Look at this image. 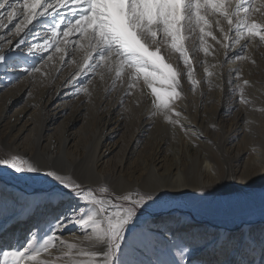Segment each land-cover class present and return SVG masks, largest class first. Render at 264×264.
<instances>
[{
  "label": "bare ground",
  "instance_id": "1",
  "mask_svg": "<svg viewBox=\"0 0 264 264\" xmlns=\"http://www.w3.org/2000/svg\"><path fill=\"white\" fill-rule=\"evenodd\" d=\"M19 2L17 0H9L10 4ZM71 7L72 5H68L58 9L57 11L61 15L56 16L55 19L53 16L46 15L40 19V22L34 21L33 25H29L32 31L28 35L25 36L23 33L21 36L14 35L9 39L11 44L5 43L3 47L0 46V50L5 52L9 48L12 49L8 69L13 67L11 65L16 66L17 75H14V72L12 73L9 70L5 74L6 79L11 80L14 77H18L19 74L25 72V69H29L32 64H36L52 49L49 48L38 53L33 49L34 55L28 52L29 45L43 44L44 39L50 37L51 28L55 23H59L61 18H63V24L57 31H63L64 24H67L69 19H74L71 16ZM8 9L7 6L0 9V44L4 39L8 38L7 27L22 17L20 10L17 8L13 11H17L19 14L12 18L7 16L8 21L4 22ZM37 10L40 11L41 9ZM49 11L52 10L50 9ZM207 18L211 26L212 35L204 37L206 46L231 45L229 47L230 50L223 54L221 58L223 66L220 65L218 69V80L214 82L215 85L213 87L215 92V100L213 102L218 106L221 101L223 103L221 111H225L227 116L234 117L235 123L229 130L225 128L228 120L219 114L218 109H215L217 118L212 115L211 119L214 122L210 123V125L214 124L212 130L214 129L215 132L212 133L211 137L204 139L202 137L204 133L201 132L200 127L202 124L207 123V112L200 113L196 106V110L192 114L186 101L182 98L179 103H171L174 111L170 115L172 119L179 120V123L173 125L180 129V132L184 135L183 140H177L174 146H169L166 141L152 142L146 149L144 156L139 159L138 164L131 165V158L134 157L136 146H133L132 143L120 146L116 141V143L114 142L116 133L122 130L125 124L124 119L116 112L119 102H114L110 99L109 95L112 93L110 86L112 87L113 75L107 74L110 85L109 88L102 92L103 98L98 104L101 108L99 110L100 117L96 118L97 123L92 128V131L96 134L95 146L93 145L92 148L90 146V148H87L82 144L80 146L73 133V129L81 122L80 110L71 111L67 115L69 104L67 102L62 106L57 104L67 98L68 91L75 89L81 83L78 81V76L72 79L74 74L78 72V70L74 69L73 73L70 72L63 77L61 76L57 81L54 80L42 92V96L34 105L10 115L11 110L20 102L19 95H17L10 98V102L5 104L2 109L0 108V155L7 152L19 153L39 165L41 172L32 173L35 185H42L50 180V177L44 174L50 167L57 169L63 175L71 177L81 185L85 184L86 186L88 184L89 186L97 185L100 187L108 185L116 187L119 191L124 188H141L150 191L153 196L168 195L170 197L185 196L191 198L197 193L196 191L200 187L199 184L208 183L216 186L224 174H227L235 181L239 180L240 176L238 174L241 171L244 154L243 152H236L237 148L243 143L240 140V136L243 135L240 132L237 134L243 120L242 115L236 112L239 110L235 99L238 88V72L237 67L234 68L232 65L231 67H225L224 65L234 57V53L239 51L236 46H241L246 42L241 40L239 44L233 43L231 38L234 37L235 33L229 31L227 32L231 35L229 36L230 39L221 42L220 29L215 24V20L218 17L209 16ZM222 21L224 22L221 18V27H224ZM195 34L189 42L184 40V46L196 44L201 36L198 28ZM78 36L79 34H76L70 36L69 39L75 41ZM213 36L216 39H213ZM21 39L25 43L21 44L20 48L17 49L15 45ZM57 39H63V37L58 35ZM68 46L73 45L69 44ZM161 52L163 51L161 50ZM262 59L264 61V56ZM258 70L263 72L264 67L258 66ZM2 71H4V68L0 67V73ZM251 79L258 81L259 85H262L258 88L260 90L257 94L260 97L263 96L262 99H264V80L260 78L259 80ZM102 89L103 87H101ZM204 92L201 90L200 93L203 94ZM97 95L100 96L99 94ZM231 98L233 100L232 103L230 102L231 104L227 105L228 100ZM175 112H179L181 114L180 117H176ZM148 114L149 111L140 120L143 129H146L148 124L152 123ZM258 115L264 117V111L258 113ZM168 123L172 124L169 121ZM83 130H85V127L80 131V136ZM138 130H140V126L139 129L137 127ZM215 144V150L220 152L216 153V156L210 155L201 147L202 145L213 147ZM115 152L120 156L114 162L109 159ZM252 164L257 172H259L258 169L264 170V154L257 150L253 156ZM213 172L216 175H213ZM7 173L9 172L6 168H0V251H23L22 246H26L30 233H37L39 237L44 234L56 237L54 240L55 247H50L47 253H41L39 257L48 264H54L55 261L65 259V257L69 260L78 258L83 263V259L91 256L81 255L82 250L86 253L99 251V248L94 246L97 243L95 240L85 239V232L81 231L80 225L63 219L69 213V208H77L83 211L85 208L84 202H75L73 201V196L57 192L46 195L44 199L42 196L36 195L35 190L32 188L24 189L17 183L10 185L12 181L8 178ZM152 215L153 213L148 211L144 221H141L145 225L146 232L153 234L157 238L162 237L158 242L159 244L166 245L162 241L166 239L168 243L175 245V236L173 237L169 231V228H171L175 231V234L177 233L178 246L180 242L183 245H188L186 256L194 259V262H199L200 264H249L247 263V258L251 256L253 257L252 264H264V221L260 222L259 226L256 221L248 223L242 237L236 236L229 239L223 232H218L217 234L211 232L207 238L198 237L194 240L185 238L184 234H178L179 231H184L185 228V223L182 219L176 217L170 221L165 219L162 222H158ZM58 220L61 221L62 227L53 230L52 226ZM258 228L261 229L262 233L261 236L257 237L255 231ZM88 234H91V229H88ZM68 244H75L76 247L69 249L67 247ZM141 249L139 248V250ZM0 257L3 259L2 255ZM98 259L101 260L100 257ZM146 259H153V257L147 255ZM30 263V261L25 262V264ZM143 264H146V261Z\"/></svg>",
  "mask_w": 264,
  "mask_h": 264
},
{
  "label": "rangeland",
  "instance_id": "2",
  "mask_svg": "<svg viewBox=\"0 0 264 264\" xmlns=\"http://www.w3.org/2000/svg\"><path fill=\"white\" fill-rule=\"evenodd\" d=\"M15 4L16 9L18 8L20 10L22 17L18 18L14 24L7 27L8 38L4 39L0 44L2 47L12 38V36L15 35V24L19 23L20 20L24 18L23 9L21 7L23 0H20L19 3ZM13 10L15 9L7 10L4 22L6 20L8 21V12ZM258 22H264V18L260 17ZM222 23L224 31L227 32L229 27L227 22L222 21ZM194 34L195 32L193 33L186 30L183 35L186 37L185 40L189 42L196 35ZM219 35L221 42H224V34L220 31ZM228 35L231 36L230 33H228ZM158 39L160 40V48L163 51L162 54L165 57L166 62L171 64L176 70L180 81L178 91L181 93L182 97L180 95L172 102L179 103L183 98L192 114L194 113V110H196V106L200 113L207 112V123L202 124L200 127L201 132L204 133V136H202L204 139H206V137H211L212 133L215 132L214 129L212 130L214 124L210 125V123L214 122V120L211 119V116L214 115L217 118L215 109H218L219 114L228 120L225 128L229 130L230 127H233V124L235 123L234 117L227 116L225 111H221L223 103L220 101V104L218 103L219 105L216 106L213 102L215 100L213 87L215 85L214 82L218 80V69L220 68V65H222L221 58L223 54L230 49H226L224 46H206L205 43L202 46L200 39L195 45L193 44V46H185L188 51L193 74L192 79L190 80L187 76L188 66L185 65L183 60L179 57V53L171 49L169 42H166L163 38V34L159 36ZM245 42L248 46L242 54L250 59L237 60L233 57L226 62V65H224L225 67H231V65L234 68L237 67L236 69L238 72V88L236 90L237 95L235 99L240 111L238 110L236 112H239L240 115H242L243 120L237 134L240 132L243 135L240 136V140L243 141V143L237 148L236 152H243L244 154L241 171L238 174L241 179L239 178V180L235 181L227 174H224L216 186L208 183L204 185L199 184L201 188L199 187L195 196L191 198L185 196L170 197L168 195L154 196L158 198L154 201L148 202L147 205L140 210L133 223L129 226V230L126 233V241L117 253L118 259L116 264H143L144 261H146V264H177V248L185 247L188 251V245H183V243L180 242L178 246L177 233L175 234V231L171 228H169V231L173 237L175 236V245H171L166 239L162 240L166 245L161 243L160 245L158 242L162 237L157 238L153 234L147 233L145 225L142 224V222L144 221V217L147 216L148 211L153 213V218L158 222H162L165 219L170 221L176 217L182 219L185 223V228L184 231H179L178 234H184L185 238L194 240L198 237L207 238L211 232L216 234L218 232H223L229 239L236 236L242 237L245 231L244 229L248 223L256 221L259 226L260 222L264 221V170L258 169L259 173L252 166V159L256 151L258 150L264 154V117L258 115V113L264 111V99H262L263 96L260 97V95L257 94L260 90L258 88L262 85H259L258 81H253L251 79L255 78L259 80L260 78L261 80H264V71L259 72L258 70V66L264 67V61H262L264 56V42L259 41L258 37L251 42ZM203 48H207V54H205ZM236 48L240 50L241 46H236ZM72 49L73 46H67L68 54L65 56V60H67L68 63H61L60 54L55 53V48L53 47L35 64L37 67L41 68L40 72L31 74L24 72L19 74L18 77L12 78V81L6 79L5 74L10 70L12 73L14 72V75H17L15 71L16 66L11 67L7 72H4L5 70L2 71L0 73V108L2 109L5 104L10 102V98L19 95L20 102L11 110L12 112L10 115L18 110H24L25 108L34 105L42 96V92L47 89L54 80L57 81L61 76L63 77L72 71L74 72V69L79 71L82 52L78 48L76 51H73ZM54 53L55 55H53ZM50 55H53V59L47 61V57ZM73 60L75 63L71 62ZM45 61L47 62L45 63ZM252 61H255V63ZM205 69H207V71ZM99 71H103V69ZM107 74H111V76L113 75V80L115 71L111 73L107 71L104 72V81H102L100 76L96 73L91 71L83 72L78 76V81L81 82V85L79 84L80 87L78 86L75 89L68 91L67 98L61 100L60 103H57L60 104V106L64 105V103L66 104V102L69 104L67 115H69L71 111H77V109L80 110L81 122L73 129V133L80 146L82 144L87 148H92L96 142V134L92 131V128L96 125L98 117H100L99 110L101 108L98 104L103 98L102 92L109 88L110 85V80L108 79L109 76ZM193 80L195 81V84L193 83ZM245 80L249 82L247 85L244 84ZM105 81L109 84L107 85V82ZM130 83L133 84L131 88H129ZM111 85H113V81ZM101 87H103L102 90ZM110 88H112V93L109 95L110 99L114 102H119L116 112L124 119L125 124H123L124 128L116 133L117 135L115 134L116 138L114 142L116 141L120 146L122 144L125 146V144L127 145L128 143H132L133 146H136L134 157L131 158V165L138 164L139 159L144 156L146 149L152 144V142L166 141L169 146H174V144L177 143V140H183L184 135L180 132V129H178L176 125L169 124L162 112L153 106L154 97L142 77L136 79L133 83L132 78L126 71L122 74L121 79L116 80L115 88H113V86H110ZM84 89H87V91H84ZM241 89H243L244 99L248 101L246 104L240 102ZM201 90L205 92L202 94L200 93ZM129 92L130 94H126ZM232 101L231 98L228 100V104H226L229 105ZM146 106L147 108H145ZM148 111L152 123L148 124L146 129H143L140 120L144 118L145 113ZM139 126L140 130L137 131V127L139 129ZM83 127H85V130L82 131L80 136V131ZM201 147L210 155L212 154V156H216V153H220L219 150H215L216 144L213 147H206L204 145ZM118 156L120 155L115 152L110 156L109 160L115 162L117 161ZM243 166H245V168H243ZM7 170L9 172L7 173V176L12 181L10 185L17 183L21 188H32L35 190L34 192L36 195H40L44 199L46 195L54 192L71 195L67 189L61 187L52 178L42 185H35L34 175L32 173H15L9 169ZM246 180L247 183H245ZM187 181L189 180L187 179ZM81 186L91 189H98L100 187L97 185L89 186L88 184L86 186L85 184H82ZM106 186L109 190L108 192L100 193L97 191L94 194L98 198H110L116 203H119V201H116L115 197L134 193L137 190H140V192H150L141 188H124L119 191L114 186ZM72 198L73 201L78 202L76 198ZM125 204H127V202H125ZM261 233L260 228L255 231L257 237L261 236ZM45 235L46 234L42 235V237H46ZM139 248H142L143 250H139ZM147 255L153 257V259H146ZM186 255L187 252L185 254V264H200L199 262H194V259L188 258ZM0 261H3L1 257ZM95 262L96 264H101V260L98 259V257L95 259L92 257H86V259H83V263L80 262L78 258L69 260L65 257V259L55 261L54 264H95ZM252 262L253 257L248 256L247 263L252 264ZM30 264H33V262Z\"/></svg>",
  "mask_w": 264,
  "mask_h": 264
},
{
  "label": "snow or ice",
  "instance_id": "3",
  "mask_svg": "<svg viewBox=\"0 0 264 264\" xmlns=\"http://www.w3.org/2000/svg\"><path fill=\"white\" fill-rule=\"evenodd\" d=\"M68 5H72L71 16L74 19H69L67 24H64L63 31L58 32L63 24L61 18L60 22L55 23L51 28L50 37H46L43 44L29 45L28 52L34 55L33 49L38 53L54 47L55 53L60 54L61 63H68L65 60L68 54L67 46L72 44L73 51L78 48L82 52L79 71L72 79L85 71H91L103 80L104 71L99 70L103 69L109 73L115 71L112 85L115 88L116 80L121 79L126 71L133 83L142 77L154 97L153 106L172 124L179 123L178 119H172L170 113L174 111L171 106L172 101L181 95L178 91L180 81L176 70L162 55L158 39L161 33L165 41L169 42L171 49L179 53V57L188 66L187 76L190 80L193 74L188 51L184 46L186 37L183 32L187 30L194 33L198 28L203 46L204 37L212 35L207 17H218L215 24L224 34L225 40H229L230 37L221 27V18L227 22L228 31L235 33L231 38L233 43L239 44L241 40L251 42L257 37L259 41L264 42V22H258L260 17H264V0H50V2L23 0L21 7L24 18L15 24V35L21 36L22 33L28 35L32 31L29 25H33L34 21L38 23L46 15L55 19L56 16L61 15L57 10ZM5 6L16 9V4H10L9 0L0 2V9ZM50 9L52 11H49ZM18 14L17 11L8 12L9 18ZM76 34L79 36L75 41L69 39ZM58 35L63 39H57ZM213 39L216 37L213 36ZM7 43L11 44V41ZM24 43L25 41L21 39L15 47L19 49ZM223 46L227 49L231 45ZM247 46V43L241 45L239 52L233 54L235 59H250L242 54ZM203 51L207 54V48H203ZM11 55V48L7 52L0 50V67H3L5 72L10 66ZM53 55L48 56L47 61H51ZM71 62L75 63L74 60ZM40 71L41 68L35 64H32L30 69H25L28 74ZM193 83L195 84L194 80ZM248 83L247 80L244 81L245 85ZM132 86L133 84L130 83L129 88ZM240 102L248 103L243 97V89H241ZM180 115L179 112H175L176 117ZM0 168L15 173L41 172L39 165L19 153L11 152L0 155ZM44 174L67 189L77 201L84 202L83 211L69 208V213L63 219L80 225L81 231L85 232V239L97 242L94 246L99 248L98 252L86 253L82 250L81 255H89L93 259L100 257L101 264H116L117 253L126 241L129 226L148 202L158 198L150 192L137 190L134 193L115 197V200L119 201L116 203L110 198L102 199L94 194L97 191L108 192L107 186L98 189L82 187L71 177L61 174L53 167ZM213 175L216 173L213 172ZM60 227L62 223L58 220L52 229ZM88 229H91L90 235ZM55 239L54 235H46L42 238L37 233H30L26 246H22L23 251H0V255L3 256L0 264H9V262L25 264L29 261L33 264H46L39 257L41 253H47L50 247H55ZM67 247L72 249L76 245L68 244ZM186 252L185 247L177 248V264H185Z\"/></svg>",
  "mask_w": 264,
  "mask_h": 264
}]
</instances>
